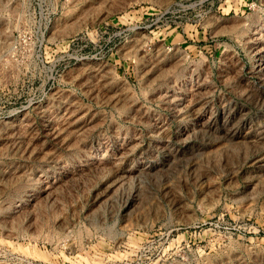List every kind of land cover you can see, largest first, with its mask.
Segmentation results:
<instances>
[{
  "label": "rangeland",
  "instance_id": "obj_1",
  "mask_svg": "<svg viewBox=\"0 0 264 264\" xmlns=\"http://www.w3.org/2000/svg\"><path fill=\"white\" fill-rule=\"evenodd\" d=\"M0 264H264V0H0Z\"/></svg>",
  "mask_w": 264,
  "mask_h": 264
}]
</instances>
